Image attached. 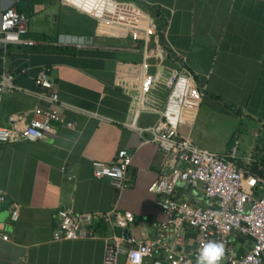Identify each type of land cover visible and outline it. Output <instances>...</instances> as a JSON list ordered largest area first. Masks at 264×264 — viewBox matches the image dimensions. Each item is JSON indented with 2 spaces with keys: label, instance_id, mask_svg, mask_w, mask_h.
<instances>
[{
  "label": "crops",
  "instance_id": "1",
  "mask_svg": "<svg viewBox=\"0 0 264 264\" xmlns=\"http://www.w3.org/2000/svg\"><path fill=\"white\" fill-rule=\"evenodd\" d=\"M134 1L153 10L167 48L159 44L161 55L155 52L159 34L156 42L154 38L143 42L125 34L100 33L93 16L59 0H0V11L12 6L24 15L22 36L34 40L6 46L5 67L15 88L2 94L0 125L20 128L39 103L51 105L58 115L50 121L54 133L36 142L22 138L0 142V192L3 202L17 207L12 217L0 204V264H102L108 238L121 236L126 248L157 235L156 225L165 214L158 196L146 186L176 162L154 141L143 139L150 137L148 131L138 130L157 113L141 110L130 125L143 62L154 74L145 102L160 109L164 83L178 69L176 59L181 56L179 68L201 91L197 109L185 116L190 119L191 140L216 153L236 140L235 164L256 174L262 171L264 0ZM107 12L100 10L105 16ZM127 15L123 12L121 18L128 20ZM45 67L57 96L49 103L34 93L38 88L34 77ZM242 122L250 125L253 136L247 144L237 138ZM119 148L128 150L130 160L125 184L116 188L106 178L92 176L90 161H108ZM252 163L256 171L249 169ZM174 197L202 203L184 185L175 188ZM58 207L91 213L97 236L53 238L59 226ZM112 209L130 210L132 218L124 227L112 216L110 221L100 218ZM180 233L182 242L177 244ZM194 237L186 222L165 234L168 244L179 251L193 246ZM116 264H127L124 252L118 253Z\"/></svg>",
  "mask_w": 264,
  "mask_h": 264
},
{
  "label": "built area",
  "instance_id": "2",
  "mask_svg": "<svg viewBox=\"0 0 264 264\" xmlns=\"http://www.w3.org/2000/svg\"><path fill=\"white\" fill-rule=\"evenodd\" d=\"M59 1L69 5L66 0ZM102 7L108 11V16L100 13ZM123 12L128 13V20L121 18ZM88 14L95 18L100 33L125 34L143 42L151 38L156 42L159 34L153 10L143 2L98 0L97 6ZM24 32L25 17L21 12L12 6H6L0 11V100L4 92L15 88L12 74L5 67L7 44L34 43L33 39L22 36ZM161 50L157 43L155 52L161 55ZM182 61L179 56L176 64L178 62L180 67ZM142 64L143 74L136 86V107L130 125H133L136 113L141 110L157 113L152 122L141 123L138 130L148 131L150 137L143 139L154 141L176 163L168 172H159L146 186L148 191L158 196L165 214L164 219L156 225L157 235L136 240L126 248H122L121 236L108 238L102 264H116L117 255L121 251L124 252L127 264H196L199 249L208 242H220L224 246V255L218 264H264V165L260 168L262 175L237 166L232 159L235 156L236 140L222 153L201 148L191 140L190 119L185 116L197 109L201 91L184 69L178 67L169 74L164 83L166 93L160 109L147 105L145 99L153 86L154 74L146 70L147 62ZM50 78L47 67L34 77L38 87L34 93L39 100L48 103L57 99ZM57 117V111L51 105L36 104L20 128L0 125V142L18 138L36 142L54 133L50 121ZM129 160L128 150L119 148L108 161L91 159V174L95 178H106L114 187L120 188L127 178ZM179 185L187 186L202 203L175 198L174 190ZM3 200L0 192V204L4 203L9 215L15 217L16 205ZM56 216L59 226L52 232L55 239L97 236L96 226L91 223L93 215L89 212L58 207ZM111 216L116 225L124 227L132 218V212L124 210L121 213L112 209L104 212L100 218L110 221ZM183 222L195 231V244L187 250L179 251L168 244L165 234L171 226L181 227ZM2 237L7 238L6 235ZM182 238V233L177 235L176 243L180 244ZM146 257L149 262L144 263Z\"/></svg>",
  "mask_w": 264,
  "mask_h": 264
},
{
  "label": "clouds",
  "instance_id": "3",
  "mask_svg": "<svg viewBox=\"0 0 264 264\" xmlns=\"http://www.w3.org/2000/svg\"><path fill=\"white\" fill-rule=\"evenodd\" d=\"M74 8L91 13L97 6L98 0H66ZM224 255V246L220 242H208L201 246L196 258V264H218Z\"/></svg>",
  "mask_w": 264,
  "mask_h": 264
},
{
  "label": "rangeland",
  "instance_id": "4",
  "mask_svg": "<svg viewBox=\"0 0 264 264\" xmlns=\"http://www.w3.org/2000/svg\"><path fill=\"white\" fill-rule=\"evenodd\" d=\"M249 131H250V125H248L247 123H245V122H242L241 123V125H240V132H239V134H238V141H239V143L243 140V142L244 143H246L247 144V141H246V139H252L253 140V136H251V135H249ZM245 132H247V135L246 136H241V135H243V134H245ZM245 137V138H244ZM221 137H218V140L220 139ZM215 143V142H214ZM217 143H219L220 145L222 144V141H218ZM239 147H242L241 146V144L239 145ZM245 150H246V148H244ZM258 153H260L261 154V151L260 152H258ZM241 239V238H240ZM239 239V240H240ZM247 242H248V239H247Z\"/></svg>",
  "mask_w": 264,
  "mask_h": 264
},
{
  "label": "trees",
  "instance_id": "5",
  "mask_svg": "<svg viewBox=\"0 0 264 264\" xmlns=\"http://www.w3.org/2000/svg\"><path fill=\"white\" fill-rule=\"evenodd\" d=\"M140 3H142V2H140ZM161 27L159 26V37H158V39H159V44L160 45H162V47H163V49H166L167 50V48H166V46H164L163 45V43L161 42V29H160ZM167 56V55H166ZM261 158V161L259 162L261 165H264V156H261L260 157ZM235 161V160H234ZM236 162V161H235ZM256 165H255V163H252L251 165H250V167H249V169L250 170H253V171H256ZM257 173L258 174H260V175H262L263 174V172L262 171H259V170H257Z\"/></svg>",
  "mask_w": 264,
  "mask_h": 264
},
{
  "label": "bare ground",
  "instance_id": "6",
  "mask_svg": "<svg viewBox=\"0 0 264 264\" xmlns=\"http://www.w3.org/2000/svg\"><path fill=\"white\" fill-rule=\"evenodd\" d=\"M101 14H103V13H101ZM104 15V14H103Z\"/></svg>",
  "mask_w": 264,
  "mask_h": 264
}]
</instances>
